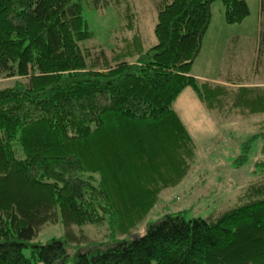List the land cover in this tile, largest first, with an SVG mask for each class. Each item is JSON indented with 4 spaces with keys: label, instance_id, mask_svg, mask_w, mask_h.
<instances>
[{
    "label": "trees",
    "instance_id": "16d2710c",
    "mask_svg": "<svg viewBox=\"0 0 264 264\" xmlns=\"http://www.w3.org/2000/svg\"><path fill=\"white\" fill-rule=\"evenodd\" d=\"M87 1L118 13L108 49L83 48L93 34L81 0H0V80H13L0 90V264H264V123L242 143L238 163L258 140L262 159L236 205L206 219L172 208L130 234L191 173L197 148L173 110L185 88L212 115H264V86L192 74L211 4L238 25L246 1L152 0L147 49L129 0ZM258 11L254 69L264 75V0ZM58 223L61 237L34 242ZM84 225L105 227V240L77 236Z\"/></svg>",
    "mask_w": 264,
    "mask_h": 264
},
{
    "label": "rangeland",
    "instance_id": "374dc122",
    "mask_svg": "<svg viewBox=\"0 0 264 264\" xmlns=\"http://www.w3.org/2000/svg\"><path fill=\"white\" fill-rule=\"evenodd\" d=\"M245 1L250 15L238 25L225 23L221 2L215 1L211 4L210 23L192 66V74L197 80L220 84L227 82L228 78V81H241L250 86H264V75L261 76L254 69L259 3L258 0ZM89 2L81 0L83 18L88 30L93 34V39L86 41L84 44L87 47L83 48L95 52L102 48L108 49L111 47L109 33L117 29L120 22L118 13L113 7L96 10ZM129 2L133 4L134 13H138L141 34L146 38L145 49L153 47L156 44L154 36L156 10L153 1L129 0ZM114 37L116 40L124 37H126L124 40H132V35L128 32H114ZM232 57L234 64L231 63ZM12 82L13 80H0V90L8 88ZM173 110L197 148L195 162L191 173L181 185L170 187V184L168 189L162 192V196L159 194L152 209L130 234H142L148 222L156 221L165 213H172L174 210L187 208L185 210L188 217L206 219L213 210L232 208L236 205L245 185L254 178L255 164L262 159L261 141L258 140L252 142L246 149L244 153L246 161L238 163V157L243 155L242 143L258 133V125L264 123V115L246 118L233 114L216 116L219 113L215 109L212 115L199 103L189 87L185 88L174 102ZM189 188L192 191L190 196L187 192ZM73 231L77 236L82 233L86 236L83 237L92 243L104 241L107 233L105 227L99 228L95 225L74 227ZM62 233L60 223L47 226L34 242L46 244L61 237Z\"/></svg>",
    "mask_w": 264,
    "mask_h": 264
},
{
    "label": "crops",
    "instance_id": "0c3cea01",
    "mask_svg": "<svg viewBox=\"0 0 264 264\" xmlns=\"http://www.w3.org/2000/svg\"><path fill=\"white\" fill-rule=\"evenodd\" d=\"M258 3H259V0H258ZM199 78V77H198Z\"/></svg>",
    "mask_w": 264,
    "mask_h": 264
}]
</instances>
